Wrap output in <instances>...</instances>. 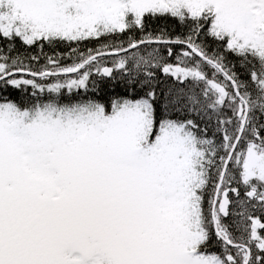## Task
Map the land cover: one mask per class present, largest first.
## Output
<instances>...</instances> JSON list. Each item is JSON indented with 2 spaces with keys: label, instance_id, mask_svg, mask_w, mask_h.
<instances>
[{
  "label": "snow or ice",
  "instance_id": "snow-or-ice-1",
  "mask_svg": "<svg viewBox=\"0 0 264 264\" xmlns=\"http://www.w3.org/2000/svg\"><path fill=\"white\" fill-rule=\"evenodd\" d=\"M0 264H264V0H0Z\"/></svg>",
  "mask_w": 264,
  "mask_h": 264
},
{
  "label": "trees",
  "instance_id": "trees-1",
  "mask_svg": "<svg viewBox=\"0 0 264 264\" xmlns=\"http://www.w3.org/2000/svg\"><path fill=\"white\" fill-rule=\"evenodd\" d=\"M170 23V22H169ZM57 51L61 52V53H64L65 52V49L63 46H61L59 49H57Z\"/></svg>",
  "mask_w": 264,
  "mask_h": 264
}]
</instances>
